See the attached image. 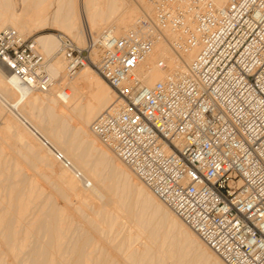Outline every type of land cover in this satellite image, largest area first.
Returning a JSON list of instances; mask_svg holds the SVG:
<instances>
[{"label": "built area", "instance_id": "obj_1", "mask_svg": "<svg viewBox=\"0 0 264 264\" xmlns=\"http://www.w3.org/2000/svg\"><path fill=\"white\" fill-rule=\"evenodd\" d=\"M167 33L196 54L147 87L135 72ZM55 36L67 77L92 67L115 93L94 137L225 264H264V0H157L118 37ZM48 65L34 39L0 31V66L28 92L49 91Z\"/></svg>", "mask_w": 264, "mask_h": 264}, {"label": "bare ground", "instance_id": "obj_2", "mask_svg": "<svg viewBox=\"0 0 264 264\" xmlns=\"http://www.w3.org/2000/svg\"><path fill=\"white\" fill-rule=\"evenodd\" d=\"M156 2L69 0L68 9L60 2L50 13L45 0H0V31L29 38L51 29L84 47L88 33L118 37L133 29ZM166 35L169 42L159 40L135 72L147 87L196 54L178 57L169 44L178 36ZM34 40L49 59L48 92H28L0 66V264H225L98 144L90 127L114 102L109 84L91 67L67 77L55 34Z\"/></svg>", "mask_w": 264, "mask_h": 264}, {"label": "rangeland", "instance_id": "obj_3", "mask_svg": "<svg viewBox=\"0 0 264 264\" xmlns=\"http://www.w3.org/2000/svg\"><path fill=\"white\" fill-rule=\"evenodd\" d=\"M68 1V2H67ZM60 2H62L63 4H64V8H63V11H64V9H68V4H69V0H45V3H44V5L46 6V4H48V3H50L51 4V6H50V13L52 12V11H54V10H56L57 9V3L59 4ZM78 8H79V10H80V12L82 11V6H80V5H78ZM48 33H50V34H57V33H59V31H54V30H51V29H46V30H43V31H39L38 33H35L34 35H31V36H29V38L30 39H35V36L36 35H42V34H48ZM60 34H63V35H66V34H64L63 32H60ZM69 38H71L70 36H68ZM72 39V38H71ZM73 40V39H72ZM74 41V40H73ZM74 43H75V41H74ZM76 44V43H75ZM77 45V44H76ZM85 45V44H84ZM78 46V45H77ZM78 47H83V46H78ZM47 57V56H46ZM54 59H55V56L52 58V62L54 61ZM92 68V67H91ZM94 71H95V69L94 68H92ZM0 104L2 103V105H4V101H2L1 100V98H0ZM7 110V109H6ZM8 111V110H7ZM7 111H5V113L7 114V115H10V116H12V117H14V116H17L16 114H15V112L14 113H10V112H8L7 113ZM15 114V115H14ZM20 114V113H19ZM14 115V116H13ZM14 118H18V116L17 117H14ZM98 144H99V141H98ZM100 146H101V144H99ZM103 147V146H102ZM129 170V169H128ZM133 176V175H132ZM134 177V176H133ZM48 190V189H47ZM57 202L60 204V205H62V202L61 201H59V200H57ZM201 260V259H200ZM193 261V260H192ZM195 261V263L197 264V262H196V260H194ZM207 261V260H206ZM206 261H200L202 264H204V262H206ZM199 262V263H200ZM208 262V261H207ZM192 263H194V262H191V264ZM198 263V264H199ZM200 263V264H201ZM209 264H211V262H208ZM207 263V264H208Z\"/></svg>", "mask_w": 264, "mask_h": 264}]
</instances>
